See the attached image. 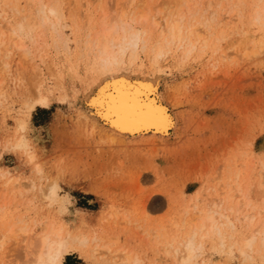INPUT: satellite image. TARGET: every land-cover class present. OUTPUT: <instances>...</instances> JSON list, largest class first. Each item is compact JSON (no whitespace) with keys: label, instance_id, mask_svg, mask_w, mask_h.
<instances>
[{"label":"rangeland","instance_id":"374dc122","mask_svg":"<svg viewBox=\"0 0 264 264\" xmlns=\"http://www.w3.org/2000/svg\"><path fill=\"white\" fill-rule=\"evenodd\" d=\"M0 1V9L17 20L6 5L15 2L24 7V1ZM111 1L61 0L58 7L52 3L66 37V44L60 46L64 53H59L61 44L55 45L51 29L45 27L34 31L35 41L29 43L34 50L24 56L9 43L14 35L0 18V40H4L0 46V264H29L23 234L1 236L13 223L24 224L34 233L54 225L84 234L87 241L71 244L60 264H125V253L138 256L137 262L129 264H183L174 250L176 240L212 202L231 192L237 199L245 195L250 206L264 215V55L261 60L241 56L243 50L264 40V0H244L245 22L234 20L235 8L224 14L229 17L220 24L222 42L212 41L216 48L208 45L205 52L201 47L187 58L180 52L179 58L167 55L163 62L138 50L134 60L127 55L118 68L106 72L99 69L85 43L89 26L97 22L98 4L108 3L110 13L117 11L119 2L131 10L143 5L137 4L140 0ZM144 1L143 6L155 5L151 6L154 13L159 5L169 6L176 0ZM213 4L219 14L225 12L224 1ZM255 12L261 15L258 21ZM112 74L128 76L129 82L136 77L159 82L155 95L171 110L175 122L168 136L115 138L100 124L103 119L94 123L84 116L89 115L86 100H94L97 89ZM31 95L45 98L47 104L30 109ZM20 136L25 137L22 148L17 145ZM227 172L230 183L243 184L242 193L226 191L222 177ZM50 185L56 195L48 193ZM222 230L231 233L228 227ZM161 231L164 241L157 236ZM210 236L197 239L202 247L185 264H264V246L259 251L257 244L245 248L250 258L232 244L239 235L222 243L214 232ZM94 239L108 244L109 250L91 252Z\"/></svg>","mask_w":264,"mask_h":264},{"label":"bare ground","instance_id":"6f19581e","mask_svg":"<svg viewBox=\"0 0 264 264\" xmlns=\"http://www.w3.org/2000/svg\"><path fill=\"white\" fill-rule=\"evenodd\" d=\"M22 1H24L25 4V6L23 5L24 7L22 6L20 7L15 2L11 3L10 1H9L10 4L6 5L10 13L14 14L18 18L17 20L10 19V16L7 14V12L3 9H0V18L6 21L8 27L10 26L9 27L10 36L14 35L12 38L10 37L11 42L8 41L9 43L12 44V47H14V49L15 48L20 49L23 51L24 56L26 55L28 56V54L32 50H34L32 48H31L32 50H30L29 47V43H33V41H35L34 34L36 32L34 31H37V29H41V28L43 29L45 27L51 29L52 31L51 34L53 33V35L51 36H53L55 45H57V47L59 44H61L59 45V48L60 46H63L62 44H66L65 33L61 26L62 23L60 22L61 17L57 9L61 0H22ZM185 1L187 0H176L174 4H171L169 6L159 5V7H157L154 13L151 12L152 3H150L149 6H143L144 3H146V1L144 0L142 1L140 0V3L136 2L138 5L143 4L139 7L138 5H136L138 7V8L136 7L137 8L136 10H131L129 9L130 6H127L126 4L124 5L123 2H119L118 3L119 5L114 8V10L117 9L115 13L112 12L110 13L109 12L110 10L109 11L107 10L108 8H106L105 5H107L108 3L105 5L99 3L98 13L96 14L97 22L93 24L90 22L92 24L89 26L91 30L87 34V38L84 37L86 39L85 40L86 45L88 44V50L95 57L99 69L101 68V70L103 71L111 72L112 70H114L115 67H117L119 64H122L124 62L125 56L128 55L127 58L130 59V61L131 59L134 60L135 57L139 55L137 54L138 50L142 51L143 54L144 53L151 54L152 57L157 59L156 60L157 62L160 61L163 62V59H165L167 55L174 54L173 56H178L177 54L179 52H180V56H184L187 58L191 54L193 53L195 54L196 51L202 50L201 47H203V49L204 47H208V45H211V47H215L212 41L222 40L220 38L223 36L224 29L222 28V26H220V24H222L223 20L225 21L226 18L229 17V16H224V14H227L228 12H233L232 9L235 8L237 10L232 14L235 21L242 20L243 18L246 17V15L244 16L242 14L243 11L241 12V9L245 3L244 0H235L233 2H231V0H217V1L215 0L214 2L217 5H220V3L224 1V5L221 7V9H224L225 12L223 14L221 13L222 15L219 14L218 11L212 9V5H214L213 4L214 2L212 0L211 1L206 0L205 4L202 2V0L201 1L193 0L191 5H186ZM53 2H55V5L57 7L54 4H52ZM154 6L155 5L152 6V9L155 8ZM253 11L255 10L253 9ZM260 16L261 15L259 13H256L255 19H257L258 21V19H260ZM252 19L254 20V18ZM231 20H233L232 17L227 21H231ZM211 22H213V26H211L212 25ZM243 22H245V20ZM78 25L82 27L81 25L84 24H78ZM1 26L5 27L3 24H1ZM84 28H88V27H84ZM25 31H28L29 34H27ZM228 34H232V33L228 32ZM3 41L0 40V46L1 44H3L2 43ZM54 41L52 39V42ZM55 48L56 47H54V49ZM60 49H61L60 51L57 50L59 51V53L62 51V47ZM62 52L64 53V51ZM234 53L230 55L233 56ZM250 55L255 57L253 58L254 60L256 58H258V60H261L263 58L264 40H259L257 43L252 45L250 50L246 48L241 53L242 58H247V57L249 58ZM80 57L82 59L83 56ZM129 63L132 64L131 62ZM100 74L102 73H99V75ZM133 80H134L133 82H129L130 79L128 78V76L125 75L122 76L121 75L117 76L113 74L110 75L109 81L106 80L107 83L105 82L106 83L105 85L97 89L96 97L94 98V100H90L91 98L86 100V111L87 113H89V115L86 114L84 116H86L87 119H91L92 122L94 123L95 122L98 123L100 122V119H103L104 122L100 124L106 127L107 129H109L112 132L113 137L115 138L136 137L146 134L168 136L170 130H173L175 122H174V117H172V114L170 112L171 110L169 111L167 105L160 99L158 94L155 95V92H157V88H158V86L156 87V85H158L159 82L156 80L146 81L145 79H143V77H136ZM32 96L33 95H31V97ZM34 96H36V93H34ZM33 99L34 100L30 105V109H33L36 105L47 104L46 99L41 96H37L36 99L35 98ZM24 124L26 125V123L24 122L22 123L21 126L23 127ZM24 129L25 128H23V130ZM24 139L25 137L24 138L21 137L19 140H17V145L20 147L26 145ZM231 172L230 174H232ZM229 180H231L229 174L227 176L225 175L224 177H222V182L226 184V187L228 186L226 191H235V190L240 192L242 191L241 188L243 184L241 186V183L238 181L239 183H236L237 184L236 185L234 183H230ZM233 182H235L234 179ZM48 193L51 195L53 194L56 195L54 192L53 185H50ZM205 212L206 213L203 214L202 217L198 219L193 218L192 223L189 221L191 224L189 225L187 231H185V233L183 234V238H181V240L178 239L179 241L176 240L177 242L175 241L176 242V245H174L175 253L179 255V258L183 264L188 263L189 260L200 250L203 244V242L200 239L206 238L208 236L213 237L210 236L213 232L218 236L217 239H219L221 243L224 241V239H226V237L234 238L235 236L239 235L237 236L238 240L232 239V244L238 245L237 247L239 248V251L246 257L247 256H249L250 258L252 257V255L246 252V250L248 248L251 249L253 244H257L258 251L260 250L261 247L264 246V215L261 213L259 208L257 209L255 206L252 207L250 206V201L248 200L247 197H245V195L237 199L231 192V194H227L226 196L224 195V197L221 198L220 201L212 202L210 205H208V209ZM199 214L200 211L194 213L195 216ZM238 225L240 227L239 228L240 230H238ZM225 227H228L231 230L230 234L228 233V231H226L227 234L226 232L225 233L222 232L223 231L222 229H225ZM28 228L24 224L19 226L18 223H13L10 224L8 228H6V231L2 233L1 236L2 238H12L16 236V232L22 233L23 234L22 241L25 242L24 245L26 247V253L29 254V258H28L29 264H60L62 256L67 253L68 247L71 246V244L74 243L84 244L87 241V237L84 234H72L70 230L64 231L62 227L59 226L51 225V227H49V230L45 229L46 231H41L38 233H34L32 232L33 230L32 231L30 229L28 230ZM243 230L244 231L247 230L249 234L247 233L246 236H242L244 232ZM27 232L34 235L27 234L28 236H26ZM157 236L162 239L166 238L165 232L162 231ZM92 238H94V236ZM175 238L176 237L173 236L171 239L174 240ZM198 238L200 239L197 240ZM94 241L95 244L91 247V252L95 253L103 249L109 250L108 244L100 243L96 239H94ZM169 242H171L170 239L165 241L166 245H164V248L166 249V253L170 251V250L167 251V244ZM169 244L171 245V243ZM122 257H123V262L125 264H129L130 261L131 262L138 261V256H132L129 253L122 254Z\"/></svg>","mask_w":264,"mask_h":264}]
</instances>
